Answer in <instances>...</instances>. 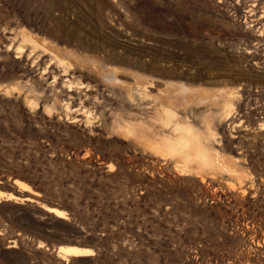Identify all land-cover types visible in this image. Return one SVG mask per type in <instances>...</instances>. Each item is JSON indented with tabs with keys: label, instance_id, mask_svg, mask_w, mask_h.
I'll return each mask as SVG.
<instances>
[{
	"label": "rangeland",
	"instance_id": "1",
	"mask_svg": "<svg viewBox=\"0 0 264 264\" xmlns=\"http://www.w3.org/2000/svg\"><path fill=\"white\" fill-rule=\"evenodd\" d=\"M0 193V264H264V0H0Z\"/></svg>",
	"mask_w": 264,
	"mask_h": 264
},
{
	"label": "bare ground",
	"instance_id": "2",
	"mask_svg": "<svg viewBox=\"0 0 264 264\" xmlns=\"http://www.w3.org/2000/svg\"><path fill=\"white\" fill-rule=\"evenodd\" d=\"M191 142V139H186L184 141L185 144H189ZM183 143V144H184ZM171 144V143H170ZM169 144V145H170ZM179 145V143L177 144ZM176 147V146H175ZM173 149V148H172ZM176 151V150H175ZM200 158L205 159L204 154L201 152V156ZM206 160V159H205ZM21 186H25L23 183H19ZM10 194V193H9ZM13 195V194H12ZM14 196V195H13ZM13 196H8L5 194H1L0 193V202L2 199L6 198V199H12ZM15 197V196H14ZM17 198V197H15ZM54 212L58 215L62 214L61 212L54 210ZM62 254L64 258H68V257H80V256H87V255H91L92 251L89 249H79V248H73V247H69V248H64L62 249Z\"/></svg>",
	"mask_w": 264,
	"mask_h": 264
},
{
	"label": "water",
	"instance_id": "3",
	"mask_svg": "<svg viewBox=\"0 0 264 264\" xmlns=\"http://www.w3.org/2000/svg\"><path fill=\"white\" fill-rule=\"evenodd\" d=\"M13 195L17 198H20V199H24L26 201H32L34 200V198H32L31 196H29L28 194L26 193H20V192H17L16 190L13 191Z\"/></svg>",
	"mask_w": 264,
	"mask_h": 264
},
{
	"label": "trees",
	"instance_id": "4",
	"mask_svg": "<svg viewBox=\"0 0 264 264\" xmlns=\"http://www.w3.org/2000/svg\"><path fill=\"white\" fill-rule=\"evenodd\" d=\"M21 178H22V180H25L28 184H30L33 188L40 190L42 192L45 191L44 188H42V186H38L37 183H34V181L30 178V176H28V178H24V177H21Z\"/></svg>",
	"mask_w": 264,
	"mask_h": 264
}]
</instances>
